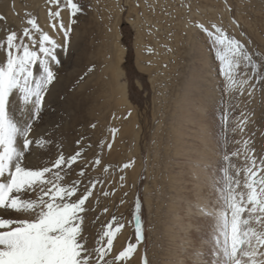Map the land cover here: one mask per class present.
Instances as JSON below:
<instances>
[{
    "label": "rangeland",
    "instance_id": "rangeland-1",
    "mask_svg": "<svg viewBox=\"0 0 264 264\" xmlns=\"http://www.w3.org/2000/svg\"><path fill=\"white\" fill-rule=\"evenodd\" d=\"M1 25L0 264H264V0H0Z\"/></svg>",
    "mask_w": 264,
    "mask_h": 264
},
{
    "label": "bare ground",
    "instance_id": "bare-ground-1",
    "mask_svg": "<svg viewBox=\"0 0 264 264\" xmlns=\"http://www.w3.org/2000/svg\"><path fill=\"white\" fill-rule=\"evenodd\" d=\"M0 27H2V25ZM199 117H200V119H204L207 116H206V114L201 112ZM198 135H199L198 140L202 144H205V146L199 152V156H198V158L200 160V163H202L201 164L202 167H198L197 169L192 171V174H193L194 177H197L199 175V172H203L204 171L205 166H207V164H208V162H206V160H205V158L207 157V153H208L207 151L209 150V146H212L215 143L214 138L211 137L210 134H208L207 128L205 126L204 127L202 126V128L200 129V133ZM204 208H205V206L202 203L200 205L199 209H204ZM135 256H136V263L138 264L139 252H136Z\"/></svg>",
    "mask_w": 264,
    "mask_h": 264
}]
</instances>
